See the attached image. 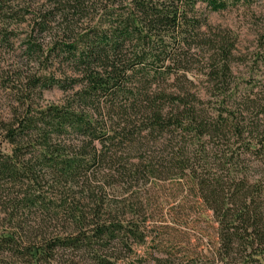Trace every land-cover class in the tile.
<instances>
[{"label":"trees","instance_id":"1","mask_svg":"<svg viewBox=\"0 0 264 264\" xmlns=\"http://www.w3.org/2000/svg\"><path fill=\"white\" fill-rule=\"evenodd\" d=\"M254 2L0 0V264H264V82L203 12Z\"/></svg>","mask_w":264,"mask_h":264},{"label":"rangeland","instance_id":"2","mask_svg":"<svg viewBox=\"0 0 264 264\" xmlns=\"http://www.w3.org/2000/svg\"><path fill=\"white\" fill-rule=\"evenodd\" d=\"M203 12L209 26L236 38L232 63L236 90L245 92V90L254 89L256 91L264 82V0H255L249 8L232 9L221 13L205 10ZM27 31L26 24L18 28L20 35L15 42L16 46L13 52L0 51V117L8 118L13 104V95L10 94V87H8L10 85H5L7 82L6 75L20 74L25 76L29 69L26 60L20 57L18 49L23 45ZM3 78L6 80H2ZM66 96L58 90L44 91L42 103H60ZM253 164L256 165V162ZM172 202V200L168 201L170 205H173ZM169 234L180 236L178 232L172 230L169 231ZM190 243L192 246L197 245V239L191 237ZM146 248V246L140 248L139 252L144 253Z\"/></svg>","mask_w":264,"mask_h":264}]
</instances>
